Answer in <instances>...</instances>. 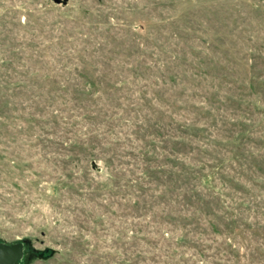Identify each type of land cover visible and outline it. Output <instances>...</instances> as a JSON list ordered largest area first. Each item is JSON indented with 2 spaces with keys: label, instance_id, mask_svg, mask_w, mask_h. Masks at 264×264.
Returning a JSON list of instances; mask_svg holds the SVG:
<instances>
[{
  "label": "rangeland",
  "instance_id": "1",
  "mask_svg": "<svg viewBox=\"0 0 264 264\" xmlns=\"http://www.w3.org/2000/svg\"><path fill=\"white\" fill-rule=\"evenodd\" d=\"M0 240L264 264V0H0Z\"/></svg>",
  "mask_w": 264,
  "mask_h": 264
},
{
  "label": "water",
  "instance_id": "2",
  "mask_svg": "<svg viewBox=\"0 0 264 264\" xmlns=\"http://www.w3.org/2000/svg\"><path fill=\"white\" fill-rule=\"evenodd\" d=\"M56 1L59 2L60 0ZM24 253L25 244L23 241H0V264H21ZM39 257H43L42 253L39 254Z\"/></svg>",
  "mask_w": 264,
  "mask_h": 264
},
{
  "label": "trees",
  "instance_id": "3",
  "mask_svg": "<svg viewBox=\"0 0 264 264\" xmlns=\"http://www.w3.org/2000/svg\"><path fill=\"white\" fill-rule=\"evenodd\" d=\"M0 241H2V240H0ZM24 257H25V256H24ZM24 257H23V259H22V261H21V264H24V262H25Z\"/></svg>",
  "mask_w": 264,
  "mask_h": 264
}]
</instances>
